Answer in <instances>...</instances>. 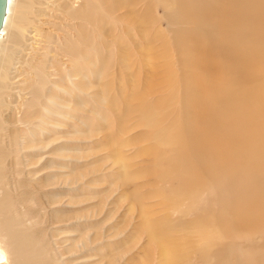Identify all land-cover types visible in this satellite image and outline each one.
<instances>
[{
	"label": "rangeland",
	"instance_id": "1",
	"mask_svg": "<svg viewBox=\"0 0 264 264\" xmlns=\"http://www.w3.org/2000/svg\"><path fill=\"white\" fill-rule=\"evenodd\" d=\"M33 2H40L38 11L28 15L8 89L0 90L3 223L23 236L28 264H158L152 251L155 240L160 251L158 238L149 237L148 225L161 232L159 218L175 221L177 213L158 194L162 162L150 148L160 141V158L169 166L172 129L178 125L187 134L189 88L216 98V80L228 70L225 54L214 53L218 45L230 57V46L253 52L251 59L250 51L242 53L254 86L241 92L251 104L237 127L242 136L251 131L247 125L264 127V119L245 118L264 104V0L225 14L211 0ZM217 20H227V28ZM7 36L4 30L0 41ZM151 122L153 132L144 127ZM223 180L212 185L223 186L209 191L212 200L203 195L188 211L212 210L231 231L209 236L216 243L205 261L193 264H240V251L249 258L244 264H264L262 235L242 234L229 212L235 176ZM170 191L168 183V201ZM179 233L174 226L177 264L191 254L180 247ZM248 237L257 241L240 251L229 240L240 245ZM196 242L205 251L206 242Z\"/></svg>",
	"mask_w": 264,
	"mask_h": 264
},
{
	"label": "bare ground",
	"instance_id": "2",
	"mask_svg": "<svg viewBox=\"0 0 264 264\" xmlns=\"http://www.w3.org/2000/svg\"><path fill=\"white\" fill-rule=\"evenodd\" d=\"M211 1L218 9H222V14H225L228 7L248 6L260 0ZM38 5L40 2L35 3L33 0H8L0 27V37L4 30L8 32L7 39L0 41L2 48L0 90L8 89L11 67L15 66L14 62L18 59L15 58V55L19 53L25 43L27 26L30 23L28 15L38 11L36 8ZM218 22L227 28V20ZM238 28L244 29V25L241 24ZM255 31L261 34V26L257 23ZM229 50L232 54L231 57L225 53L223 45H218L214 49L215 54H219L220 51L225 54L228 65L225 76L216 80L217 88H213L217 95L215 99H210L201 89L189 88L190 94L186 95L184 99L186 106L184 113L188 118L187 134L178 125L172 129L173 145H169L170 165H166L165 160L160 158V141L150 148L162 162L156 170L158 194L170 209V213H177L175 221L159 218L165 223L162 225L161 232L158 227L159 231H157L153 222L148 225L149 237L153 240L158 238L157 245L160 251L155 246L156 240L154 244L151 243L155 248L152 249L153 254L158 255V264H177L176 256L173 253L175 235H172V231L174 226L183 232L178 236L181 241L180 247L184 249L183 252L191 253L187 258L183 256L179 259L178 264H193V262L196 263V259L205 261L206 251H210L216 243L209 236L220 238V231H231L229 227L232 224L221 218L215 220L212 210L201 209L192 214L188 211L189 207L201 201L203 195L212 200L209 191L212 188L223 187L212 185L217 181L224 185L226 182L223 178L228 173L235 176L236 204L229 208L231 216L238 219L242 234L256 233L262 235L264 239V181L260 182V174H264V127H249L247 125L251 131L247 132L245 136L241 135L237 127L239 114L244 110V107L251 104L242 99L241 92L254 86L252 67L243 66L245 60L242 53L250 51L248 58L251 59L253 52L249 47L243 48L240 45L230 46ZM232 58L236 61H232ZM233 69H236L240 74ZM245 118L247 123L254 122L256 119H264V104L248 109ZM145 125L147 130L153 132V122L145 123ZM168 183L171 184L169 193L173 196L172 201H168L166 198ZM209 204L211 203H206L207 206ZM3 207H0L1 213H3L1 210V208L4 209ZM1 213L0 264H28L20 250L25 238L21 244L19 239L23 236L19 238L18 232L8 225L7 220H5L7 224L3 223ZM188 232H195V234L189 236ZM210 232L214 233L210 234ZM187 237L190 242L185 240ZM198 240L206 242L205 251L204 249L197 250L196 241ZM229 240L232 246L239 251L241 250L238 249L240 246L250 247L257 241L248 237L238 245L234 239L230 238ZM240 253L242 254L240 264H244L249 258H244L243 253L241 251Z\"/></svg>",
	"mask_w": 264,
	"mask_h": 264
},
{
	"label": "water",
	"instance_id": "3",
	"mask_svg": "<svg viewBox=\"0 0 264 264\" xmlns=\"http://www.w3.org/2000/svg\"><path fill=\"white\" fill-rule=\"evenodd\" d=\"M8 0H0V27L2 25Z\"/></svg>",
	"mask_w": 264,
	"mask_h": 264
}]
</instances>
